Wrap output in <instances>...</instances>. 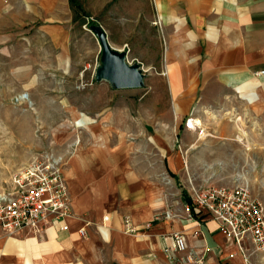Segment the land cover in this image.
Listing matches in <instances>:
<instances>
[{
  "label": "rangeland",
  "instance_id": "1",
  "mask_svg": "<svg viewBox=\"0 0 264 264\" xmlns=\"http://www.w3.org/2000/svg\"><path fill=\"white\" fill-rule=\"evenodd\" d=\"M157 3L0 0V186L36 157H60L63 167L77 149H102L155 173L174 204L184 186L193 192L236 184L264 204L260 115L201 75L206 62L196 33L165 23ZM95 27L139 64L141 87L95 79Z\"/></svg>",
  "mask_w": 264,
  "mask_h": 264
},
{
  "label": "crops",
  "instance_id": "2",
  "mask_svg": "<svg viewBox=\"0 0 264 264\" xmlns=\"http://www.w3.org/2000/svg\"><path fill=\"white\" fill-rule=\"evenodd\" d=\"M162 3L165 23L175 21L196 33L199 56L206 62L201 75L213 76L221 94L233 93L260 115L258 141L264 142V0ZM249 120L251 125L253 118ZM261 148L264 157V144ZM62 171L72 207L68 230L56 225L40 233L6 235L0 227V264H264V247H250L248 239L240 246L210 217L189 215L182 196L174 204L155 173L132 165L116 151L77 149ZM167 209L174 215L170 219L163 217ZM126 216L133 232L124 229ZM174 231L184 234L187 248L171 258L163 249Z\"/></svg>",
  "mask_w": 264,
  "mask_h": 264
},
{
  "label": "built area",
  "instance_id": "3",
  "mask_svg": "<svg viewBox=\"0 0 264 264\" xmlns=\"http://www.w3.org/2000/svg\"><path fill=\"white\" fill-rule=\"evenodd\" d=\"M60 164V157H36L20 166L8 184L0 186V227L6 235L24 230L40 233L56 225L60 230H68L67 219L72 216V207ZM190 198V204H185L189 215L203 213L210 217L227 239L240 246L248 239L256 249L264 247V204L247 186L236 184L232 188L194 190ZM173 216L169 209L163 213L167 219ZM103 219L107 220L108 216ZM124 229L134 231L128 216L124 218ZM79 232L85 234L83 228ZM168 237L170 242L163 249L167 256L174 258L186 250L183 233L174 231ZM190 257V254L185 256L186 260Z\"/></svg>",
  "mask_w": 264,
  "mask_h": 264
},
{
  "label": "water",
  "instance_id": "4",
  "mask_svg": "<svg viewBox=\"0 0 264 264\" xmlns=\"http://www.w3.org/2000/svg\"><path fill=\"white\" fill-rule=\"evenodd\" d=\"M93 32L101 48L100 64L96 69V80H107L113 88H138L143 85L144 73L137 63L125 60V53L112 48L105 30L93 28Z\"/></svg>",
  "mask_w": 264,
  "mask_h": 264
},
{
  "label": "trees",
  "instance_id": "5",
  "mask_svg": "<svg viewBox=\"0 0 264 264\" xmlns=\"http://www.w3.org/2000/svg\"><path fill=\"white\" fill-rule=\"evenodd\" d=\"M69 2L74 4L75 0H69ZM167 172L171 177L175 178L178 181V176L175 173L171 172L168 168H167ZM181 195L184 200L183 202L185 204H190L191 198H190V195L187 193L186 189L184 188L181 189Z\"/></svg>",
  "mask_w": 264,
  "mask_h": 264
},
{
  "label": "bare ground",
  "instance_id": "6",
  "mask_svg": "<svg viewBox=\"0 0 264 264\" xmlns=\"http://www.w3.org/2000/svg\"><path fill=\"white\" fill-rule=\"evenodd\" d=\"M194 121H195V124L199 123V120L198 119H196ZM189 122H190L189 126L191 127L193 125V121H189Z\"/></svg>",
  "mask_w": 264,
  "mask_h": 264
}]
</instances>
